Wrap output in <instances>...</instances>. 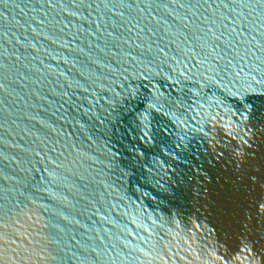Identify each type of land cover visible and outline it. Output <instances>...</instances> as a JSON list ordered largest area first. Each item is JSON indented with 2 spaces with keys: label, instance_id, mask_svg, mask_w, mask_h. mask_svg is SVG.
Masks as SVG:
<instances>
[{
  "label": "water",
  "instance_id": "water-1",
  "mask_svg": "<svg viewBox=\"0 0 264 264\" xmlns=\"http://www.w3.org/2000/svg\"><path fill=\"white\" fill-rule=\"evenodd\" d=\"M0 264H264V0H0Z\"/></svg>",
  "mask_w": 264,
  "mask_h": 264
}]
</instances>
